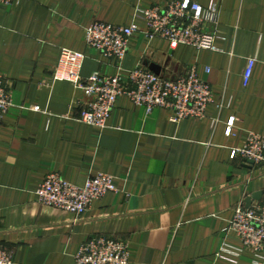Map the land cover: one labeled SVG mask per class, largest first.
<instances>
[{
  "label": "crops",
  "instance_id": "1",
  "mask_svg": "<svg viewBox=\"0 0 264 264\" xmlns=\"http://www.w3.org/2000/svg\"><path fill=\"white\" fill-rule=\"evenodd\" d=\"M166 1L0 2V75L13 103L0 122V245L14 264H75L94 235L126 241L128 264H234L216 257L222 241L235 240L224 229L236 206L256 193L251 204L264 198V163L231 157L248 133L264 137V0H192L218 4L208 26L217 50L132 38L125 70L142 65L177 78L196 67L213 95L201 118L174 123L167 110L147 112L121 95L99 129L78 120L90 101L84 91L53 78L62 49L86 53L83 81L112 74L114 66L87 48L85 29L95 21L144 29L137 9ZM52 172L74 184L108 173L116 190L75 215L37 202L34 191ZM249 261L246 252L236 264Z\"/></svg>",
  "mask_w": 264,
  "mask_h": 264
},
{
  "label": "built area",
  "instance_id": "2",
  "mask_svg": "<svg viewBox=\"0 0 264 264\" xmlns=\"http://www.w3.org/2000/svg\"><path fill=\"white\" fill-rule=\"evenodd\" d=\"M18 1L0 0L6 4ZM218 10V4L214 1L202 5L192 0H167L163 4L137 9L136 14L144 20V29L136 24L95 21L85 29V44L106 58L115 71L106 75L96 71L83 81L81 70L86 53L62 49L53 78L76 84L84 91L90 101L82 109L78 120L99 129L107 127L117 98L121 95L145 107L147 112L155 108L167 110L170 121L174 123L201 118L207 105L212 102L213 95L209 83L198 75L195 66H190L177 78H166L142 65L125 70L122 61L135 35L146 41L162 38L171 47L184 44L197 49L217 50L214 45L217 33L209 31L208 26L216 25ZM254 63V58L247 61L243 74L244 86L249 82ZM12 105L11 95L0 75V122ZM31 109L40 110L38 106ZM232 125L233 118L227 121V135L231 133ZM231 157H239L254 164L264 163V137L254 132L248 133L244 144L232 149ZM115 190L114 177L108 173L97 172L83 184H74L52 172L39 183L34 194L42 205L79 215L87 211L93 201ZM224 231L232 233L235 240L222 241L216 253L218 259L236 264L248 252L249 264H264V198L248 207L242 204L236 206ZM74 261L75 264H128V245L121 239L94 235L80 244L74 254ZM0 264H14L12 252L2 245Z\"/></svg>",
  "mask_w": 264,
  "mask_h": 264
},
{
  "label": "water",
  "instance_id": "3",
  "mask_svg": "<svg viewBox=\"0 0 264 264\" xmlns=\"http://www.w3.org/2000/svg\"><path fill=\"white\" fill-rule=\"evenodd\" d=\"M248 162H249V163H253L252 161H248ZM259 199H260V194H259V193L253 194L251 197H249V198L246 200V205H245V207L250 206L252 200H259Z\"/></svg>",
  "mask_w": 264,
  "mask_h": 264
}]
</instances>
